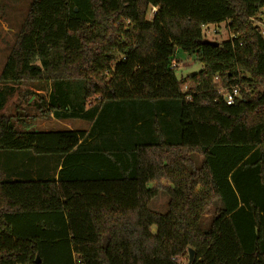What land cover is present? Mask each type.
Returning <instances> with one entry per match:
<instances>
[{
  "label": "trees",
  "instance_id": "16d2710c",
  "mask_svg": "<svg viewBox=\"0 0 264 264\" xmlns=\"http://www.w3.org/2000/svg\"><path fill=\"white\" fill-rule=\"evenodd\" d=\"M263 10L32 0L0 72V110L13 86L44 94L32 113L0 114V151L32 154L35 179L0 178V264H264V37L252 20ZM222 22L232 36L204 43L203 27ZM177 49L202 69L177 79ZM50 116L89 128L29 130ZM160 191L163 213L148 208Z\"/></svg>",
  "mask_w": 264,
  "mask_h": 264
},
{
  "label": "rangeland",
  "instance_id": "374dc122",
  "mask_svg": "<svg viewBox=\"0 0 264 264\" xmlns=\"http://www.w3.org/2000/svg\"><path fill=\"white\" fill-rule=\"evenodd\" d=\"M32 0H0V72L5 63V59L12 47L16 34L26 16L27 9ZM153 10L150 9L146 16V19L151 18ZM214 29H218L216 33ZM203 35L207 40L224 41L230 38V32L226 27L225 22L221 24H209L203 27ZM176 63L175 76L177 79L185 78L194 73H198L202 69V65L194 58L193 55L177 49L173 58ZM45 87V84H41ZM14 88V86H13ZM186 88V87H184ZM183 88V89H184ZM5 87L0 83V90L3 91ZM38 89L35 83H25L15 86L14 91L6 96L3 108L0 110V114H14L16 112H33V102L37 100L35 94H41L37 92ZM44 92V91H43ZM44 94V93H43ZM89 123L79 120L70 119L64 121H57L52 116L37 121L34 126L29 130H52L62 131L67 129V126L73 129H87ZM25 153V152H24ZM22 152H15L10 150L0 151V178L10 180V174L23 175L26 179H35L32 173L35 172L36 164H33V155H25ZM48 166V162H39L38 168L45 170ZM17 178V177H16ZM20 179H24L19 177ZM152 185V184H150ZM167 196L164 192L160 191L149 203L148 208L154 212H166ZM215 206H212L213 209ZM212 211V210H211ZM209 214V213H208ZM208 214L205 218L201 219L202 229H206L208 226Z\"/></svg>",
  "mask_w": 264,
  "mask_h": 264
},
{
  "label": "built area",
  "instance_id": "2783aa9c",
  "mask_svg": "<svg viewBox=\"0 0 264 264\" xmlns=\"http://www.w3.org/2000/svg\"><path fill=\"white\" fill-rule=\"evenodd\" d=\"M152 10L154 13L156 11L155 7H152ZM253 22L256 24V28L258 30V33L264 37V10L263 12H260L257 16L252 18ZM209 24L205 25L204 27L208 26ZM218 29H214L213 32L216 33ZM230 32V31H229ZM230 32V37H231ZM176 63L174 60L171 62V67H175ZM224 95V101L227 105H231L234 103L235 99L239 97V87L237 85L231 86L228 89L223 90ZM73 263L74 264H83L79 260L76 259V257H73Z\"/></svg>",
  "mask_w": 264,
  "mask_h": 264
},
{
  "label": "water",
  "instance_id": "95a60500",
  "mask_svg": "<svg viewBox=\"0 0 264 264\" xmlns=\"http://www.w3.org/2000/svg\"><path fill=\"white\" fill-rule=\"evenodd\" d=\"M204 43L210 44L212 46H218V44H219L218 42L213 41V40H205ZM188 252H189V262H190L192 260V257H193V251H192V249H189ZM36 262L37 263L39 262V258L38 257L36 259Z\"/></svg>",
  "mask_w": 264,
  "mask_h": 264
},
{
  "label": "crops",
  "instance_id": "0c3cea01",
  "mask_svg": "<svg viewBox=\"0 0 264 264\" xmlns=\"http://www.w3.org/2000/svg\"><path fill=\"white\" fill-rule=\"evenodd\" d=\"M17 87H18V86H17ZM14 88H15V86H14ZM37 92H39V93H40V92L44 93L43 91H40V90H38ZM55 120H56V119H55ZM57 121H58V120H57ZM67 128H70V127L67 126ZM88 128H89V125H88L87 129H88ZM70 129H73V128H70Z\"/></svg>",
  "mask_w": 264,
  "mask_h": 264
}]
</instances>
